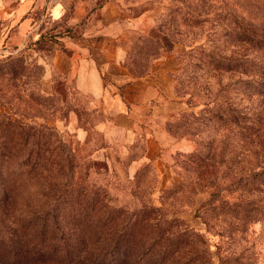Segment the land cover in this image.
I'll use <instances>...</instances> for the list:
<instances>
[{"label": "rangeland", "instance_id": "rangeland-1", "mask_svg": "<svg viewBox=\"0 0 264 264\" xmlns=\"http://www.w3.org/2000/svg\"><path fill=\"white\" fill-rule=\"evenodd\" d=\"M26 1L0 0V195L11 183L15 215L51 209L75 258L115 238L112 264H264V0H65L58 21L50 0ZM28 14L36 41L13 49L3 36ZM83 28L119 31L133 76L163 58L168 82L132 102L123 86L80 90L60 37Z\"/></svg>", "mask_w": 264, "mask_h": 264}, {"label": "crops", "instance_id": "crops-1", "mask_svg": "<svg viewBox=\"0 0 264 264\" xmlns=\"http://www.w3.org/2000/svg\"><path fill=\"white\" fill-rule=\"evenodd\" d=\"M28 8L31 3L29 0L26 1ZM93 0H87L88 5L92 3ZM20 4V3H19ZM26 4V3H24ZM82 4L79 6L81 7ZM85 5H83L84 8ZM35 5L32 7V9ZM68 5L65 0H50L47 3V14L48 17L53 21L61 20L62 17L66 15ZM109 3H105L103 7V12L107 11ZM87 10L84 15L79 19V23L86 25V22L94 19L86 17ZM29 13V12H28ZM106 14V13H105ZM78 15V14H77ZM76 15V16H77ZM95 16V15H94ZM70 19V17H69ZM31 17L24 16L19 20V29L13 36L6 33L3 39H18L17 43H12L11 47L13 49L20 48L24 39H31L32 42L36 41L34 32L28 30L31 22ZM74 19H70V22ZM77 17H76V19ZM76 21V22H77ZM103 29H82L75 31L74 35L69 34L61 36V39L71 40V44L68 45L66 42L65 46H68L70 55L67 56V63L70 65L72 76L75 79V84L77 88L82 91H87L95 97H105V95H118L117 91L107 87L113 86H123L122 91L125 93L128 102H132L137 98L139 94L142 95L143 89L146 85L148 87H159L163 88L165 83L168 82L167 73L171 71V67L167 66L166 61L163 58L157 59L151 70L144 74L133 76L131 75L126 66L123 64L124 55L129 49V45L126 44L125 40L121 39L118 35L119 31H102ZM34 36V37H32ZM74 39V40H73ZM170 70V71H169ZM105 81L107 84L105 85ZM110 89V91H109ZM116 90H118L116 88ZM126 100V101H127ZM124 103L117 102L116 113H125L126 107L120 105Z\"/></svg>", "mask_w": 264, "mask_h": 264}, {"label": "trees", "instance_id": "trees-1", "mask_svg": "<svg viewBox=\"0 0 264 264\" xmlns=\"http://www.w3.org/2000/svg\"><path fill=\"white\" fill-rule=\"evenodd\" d=\"M23 135L19 134L20 139ZM0 152H4V150L0 149ZM14 152L20 156V162L17 163L18 169L21 172L24 170L25 175L34 176V168H26L25 162L29 154L25 153L24 148L19 146L14 148ZM23 158L25 159L22 160ZM60 169L61 166L57 170L60 171ZM41 170L38 172L41 173ZM10 186L11 183L4 184L3 193L0 195V210H2L0 217V264H39L46 262L58 264H112L109 260L105 261L103 256L115 250L117 239L114 238V241L108 244L111 249L100 243L91 247L81 243L78 252L82 253L75 258L65 242L53 241V238H55L53 235L57 233L58 228L48 231L47 217L51 209L27 220L18 218L15 215L16 213L12 209L14 200L8 193ZM107 219L108 216L103 221V227L98 229L99 232L107 229L111 233L114 230L112 227H106ZM51 238L52 240H50ZM59 238L63 237L60 236ZM96 251L97 255H95Z\"/></svg>", "mask_w": 264, "mask_h": 264}]
</instances>
